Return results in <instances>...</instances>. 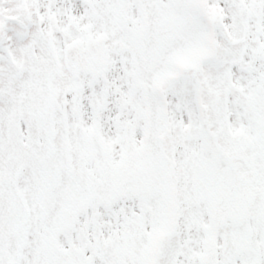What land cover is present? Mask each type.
I'll return each mask as SVG.
<instances>
[{"label":"snow or ice","instance_id":"snow-or-ice-1","mask_svg":"<svg viewBox=\"0 0 264 264\" xmlns=\"http://www.w3.org/2000/svg\"><path fill=\"white\" fill-rule=\"evenodd\" d=\"M0 264H264V0H0Z\"/></svg>","mask_w":264,"mask_h":264}]
</instances>
